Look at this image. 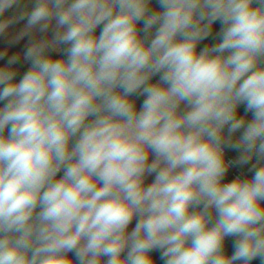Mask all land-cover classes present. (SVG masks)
Listing matches in <instances>:
<instances>
[{
    "label": "clouds",
    "instance_id": "1",
    "mask_svg": "<svg viewBox=\"0 0 264 264\" xmlns=\"http://www.w3.org/2000/svg\"><path fill=\"white\" fill-rule=\"evenodd\" d=\"M0 264H264V0H0Z\"/></svg>",
    "mask_w": 264,
    "mask_h": 264
}]
</instances>
